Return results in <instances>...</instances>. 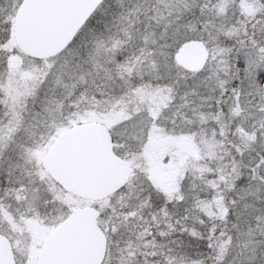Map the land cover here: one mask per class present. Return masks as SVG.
I'll list each match as a JSON object with an SVG mask.
<instances>
[{
    "label": "snow or ice",
    "instance_id": "1",
    "mask_svg": "<svg viewBox=\"0 0 264 264\" xmlns=\"http://www.w3.org/2000/svg\"><path fill=\"white\" fill-rule=\"evenodd\" d=\"M0 264H264V0H0Z\"/></svg>",
    "mask_w": 264,
    "mask_h": 264
}]
</instances>
